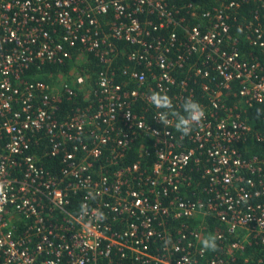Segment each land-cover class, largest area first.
<instances>
[{"label":"built area","instance_id":"built-area-1","mask_svg":"<svg viewBox=\"0 0 264 264\" xmlns=\"http://www.w3.org/2000/svg\"><path fill=\"white\" fill-rule=\"evenodd\" d=\"M207 1L0 0V264H264V0Z\"/></svg>","mask_w":264,"mask_h":264},{"label":"clouds","instance_id":"clouds-1","mask_svg":"<svg viewBox=\"0 0 264 264\" xmlns=\"http://www.w3.org/2000/svg\"><path fill=\"white\" fill-rule=\"evenodd\" d=\"M149 102L156 109H164L165 111H161L157 114L156 119L162 123L165 127H168L172 124V121L169 119V116L175 118L174 127L176 131L180 132L184 136H188L191 134L193 130V126H199L201 122L205 118V110L202 105L191 97L186 98L182 108L183 115L179 112L173 110V102L171 97L164 92L160 91H152L149 95ZM2 185H0V189H2ZM82 212H86V209L82 206ZM103 214H100L99 218H102ZM201 245L204 250H215L217 248L216 237L209 236L205 237L201 240ZM184 264H187V261H184Z\"/></svg>","mask_w":264,"mask_h":264},{"label":"trees","instance_id":"trees-1","mask_svg":"<svg viewBox=\"0 0 264 264\" xmlns=\"http://www.w3.org/2000/svg\"><path fill=\"white\" fill-rule=\"evenodd\" d=\"M188 1H190V0H188ZM191 1H196V2H199V3L200 2L203 3V2H205L207 0H191ZM256 5H257V2H255L253 0H249L247 2H244L243 5H242L243 8L238 13L239 14L238 15V19L244 18L245 15L250 13V11H251L250 9L254 8ZM193 22H195V20H193ZM233 31L237 32V28L234 27ZM242 46L245 48L246 51H248V53L251 54L250 55L251 57L252 56H256V55H259L260 57L262 56V51H261V49L259 47H256V46L252 47V46L248 45L247 43L242 44ZM86 64L90 68L91 72L97 70L96 65L91 60H89ZM69 67H70L69 64L60 66L59 68L57 66H54V65H47L45 67V71L46 72H53L54 73L53 75L57 76L58 69L67 72ZM118 80L119 81L123 80V77H120ZM230 102H232L231 99H230ZM246 115L249 117V120L251 121V123L253 124V126L255 128L260 129V130L264 129V119H263L264 108L263 107H261L259 105H254L253 107L249 108V112ZM247 144H248V147L252 150L253 153L260 154L261 152L264 151V145H261L258 142H253L252 141V142H248ZM248 147H245V148L248 149ZM252 152H250L249 154H251ZM212 228H213V230H215V228H224V227H222L221 225L217 224L215 226L213 225Z\"/></svg>","mask_w":264,"mask_h":264},{"label":"rangeland","instance_id":"rangeland-1","mask_svg":"<svg viewBox=\"0 0 264 264\" xmlns=\"http://www.w3.org/2000/svg\"><path fill=\"white\" fill-rule=\"evenodd\" d=\"M211 1H214V0H211ZM210 0H208L207 2H211ZM55 79L57 78V77H54Z\"/></svg>","mask_w":264,"mask_h":264}]
</instances>
